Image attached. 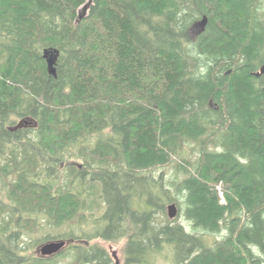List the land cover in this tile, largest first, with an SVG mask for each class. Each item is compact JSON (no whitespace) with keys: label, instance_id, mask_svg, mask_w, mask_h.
Returning <instances> with one entry per match:
<instances>
[{"label":"trees","instance_id":"1","mask_svg":"<svg viewBox=\"0 0 264 264\" xmlns=\"http://www.w3.org/2000/svg\"><path fill=\"white\" fill-rule=\"evenodd\" d=\"M88 1L0 0V264H50L22 245L39 222L127 237L121 264H264V0ZM171 202L194 231L156 223Z\"/></svg>","mask_w":264,"mask_h":264},{"label":"rangeland","instance_id":"2","mask_svg":"<svg viewBox=\"0 0 264 264\" xmlns=\"http://www.w3.org/2000/svg\"><path fill=\"white\" fill-rule=\"evenodd\" d=\"M262 12L264 13V9L262 10ZM200 24L201 21H199L198 25H196L194 28L192 27L190 31V35L192 36V38H195L199 34L198 31L203 28V25ZM16 126L35 128L37 126V122L33 118L28 117V118L20 119L17 122ZM94 140H96V138H92L90 142ZM79 147L80 145L78 144L72 148L71 153L75 154L76 156L69 157V161L78 166H82V160L79 156H77ZM163 172H165L164 173L165 180H167V178H169L170 176L175 175V169L173 165H166L157 168L153 172H151V175L154 178H159V176ZM61 182H63L62 179ZM168 205L165 213L160 212L156 214V223L161 224V223H165L167 220H171V218H169L168 215ZM172 220H174L176 223H181L185 225L189 231H194L191 222L188 221L184 215L180 214L179 211L177 216ZM89 227L91 226H85L86 229H89ZM28 229L30 230L26 229L24 232L22 245L24 248H26L27 254L34 255L35 257L42 256L40 249L46 242L66 240V245L61 253H58L49 258L46 257L49 259L48 263L50 264H78V262H76L77 261L76 251L74 250L75 249L74 246L86 247V246H90L91 244H98L103 248H105L110 254V257L114 263L115 261H117L120 264L124 261L127 237H122L115 240H104L102 238L101 239L94 238L92 240H88L81 238L82 236L81 227L74 224L73 225L65 224L61 227H55L47 222L44 223L39 222L38 224H36L35 227ZM61 233L65 235L63 236L59 235ZM198 233L204 235V238L209 245H213L217 240L223 238L224 236L223 233L207 234L206 232L203 231H199ZM170 259H171L170 252L165 250L164 254H158L154 256L151 260L154 262L153 264H171Z\"/></svg>","mask_w":264,"mask_h":264},{"label":"water","instance_id":"3","mask_svg":"<svg viewBox=\"0 0 264 264\" xmlns=\"http://www.w3.org/2000/svg\"><path fill=\"white\" fill-rule=\"evenodd\" d=\"M91 4H92V0H89L80 8L79 11L80 18H83L87 15ZM199 21H201L200 25H203V28L198 31L199 33H201L206 27L207 17L205 16L204 19ZM199 21H197L193 25V28L196 25H198ZM59 55H60V51L58 49H50V48L44 49L43 56L47 61L48 71L50 75L57 76V64H58ZM255 75L256 76L264 75V64L260 67V69L257 72H255ZM177 214H178V206L175 202H172L171 204L168 205L169 218L174 219L177 216ZM65 245H66V240L49 241L46 242L41 247L40 252L44 257L53 256L57 253H60L65 247Z\"/></svg>","mask_w":264,"mask_h":264},{"label":"flooded vegetation","instance_id":"4","mask_svg":"<svg viewBox=\"0 0 264 264\" xmlns=\"http://www.w3.org/2000/svg\"><path fill=\"white\" fill-rule=\"evenodd\" d=\"M61 252H62V251H61ZM61 252H60V253H61ZM57 254H58V253H57ZM55 255H56V254H55ZM53 256H54V255H53ZM46 257H48V258H49V257H52V256H46ZM46 257H44V256H41V258H44V259H47V260H49V259H48V258H46ZM115 263H116V264H119L117 261H115ZM120 264H121V263H120Z\"/></svg>","mask_w":264,"mask_h":264},{"label":"bare ground","instance_id":"5","mask_svg":"<svg viewBox=\"0 0 264 264\" xmlns=\"http://www.w3.org/2000/svg\"><path fill=\"white\" fill-rule=\"evenodd\" d=\"M89 10H90V9H89ZM88 13H89V12H88ZM87 15H88V14H87ZM88 16H89V15H88ZM79 18H80V17H79ZM80 19H82V18H80ZM82 20H83V19H82ZM78 22H81V21L79 20ZM78 22H77V23H78ZM77 23H76V24H77ZM171 220H172V219H171ZM249 258H250V257H249ZM260 261H261V260H260Z\"/></svg>","mask_w":264,"mask_h":264}]
</instances>
